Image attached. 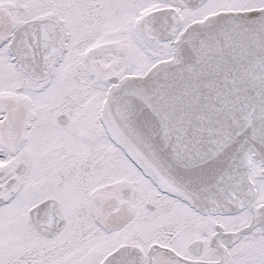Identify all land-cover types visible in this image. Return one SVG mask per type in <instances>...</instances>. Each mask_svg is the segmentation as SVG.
<instances>
[{"label": "snow or ice", "instance_id": "snow-or-ice-1", "mask_svg": "<svg viewBox=\"0 0 264 264\" xmlns=\"http://www.w3.org/2000/svg\"><path fill=\"white\" fill-rule=\"evenodd\" d=\"M0 264H264V0H0Z\"/></svg>", "mask_w": 264, "mask_h": 264}]
</instances>
